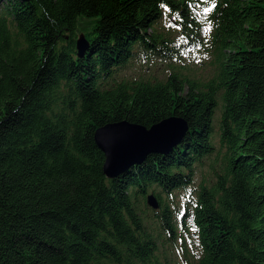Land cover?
<instances>
[{
	"label": "trees",
	"instance_id": "trees-1",
	"mask_svg": "<svg viewBox=\"0 0 264 264\" xmlns=\"http://www.w3.org/2000/svg\"><path fill=\"white\" fill-rule=\"evenodd\" d=\"M198 2L0 0V264H264V0H208L206 25ZM204 33L202 85L182 70ZM171 118L172 153L107 179L98 129Z\"/></svg>",
	"mask_w": 264,
	"mask_h": 264
},
{
	"label": "water",
	"instance_id": "water-1",
	"mask_svg": "<svg viewBox=\"0 0 264 264\" xmlns=\"http://www.w3.org/2000/svg\"><path fill=\"white\" fill-rule=\"evenodd\" d=\"M30 3L33 0H19ZM89 41L81 35L76 41L78 55L83 57L89 48ZM189 131L187 122L171 118L150 129L119 123L106 125L95 133L96 146L105 156L104 174L114 180L127 174L132 167L142 165L150 155H168L178 147ZM148 207L159 208L154 195L148 196Z\"/></svg>",
	"mask_w": 264,
	"mask_h": 264
},
{
	"label": "rangeland",
	"instance_id": "rangeland-1",
	"mask_svg": "<svg viewBox=\"0 0 264 264\" xmlns=\"http://www.w3.org/2000/svg\"><path fill=\"white\" fill-rule=\"evenodd\" d=\"M208 0H199V2L196 4V9L199 12H202L203 14L201 15V17L203 18V23L206 25L208 20H207V13H209V11L207 10V8L205 7L206 2ZM204 5V6H203ZM96 18H87V17H80L78 20V31H79V35L81 34H88L90 29L92 28L94 22H95ZM78 38V37H77ZM76 39V38H75ZM202 40V44L200 49L195 53L194 56H192V58L188 59L185 62L184 65V69L182 70V72L185 74L186 77L192 79V80H196L198 82H200V84L204 85L206 83H208V81H210L214 75H215V67L213 65V53L211 50V39L210 36L208 34H205L202 36L201 38ZM180 66V65H178ZM153 73H155L156 76L158 77H162L167 73V67L165 63L162 62H158L157 64H155L153 66ZM152 73V74H153ZM144 74V70H142L140 67H136L133 70V75L140 76ZM149 76H152L151 74H148ZM213 176L212 174V170L209 166H206L205 168L202 169L201 172H199L198 176H197V183L202 182L203 179L206 180H211V177ZM153 195L152 193L149 194ZM143 200V199H141ZM175 200H183V199H179V196L176 197ZM172 201V200H170ZM141 208L144 210L143 214L147 215L148 217V221H150L151 223H157L155 219V215L153 214V209L150 210H146L144 209V204H140ZM187 218H183V222H186ZM193 246V244L188 243L186 245V248L190 250V248ZM182 257V254H175L174 256H172L173 260L176 263H179L180 258Z\"/></svg>",
	"mask_w": 264,
	"mask_h": 264
},
{
	"label": "bare ground",
	"instance_id": "bare-ground-1",
	"mask_svg": "<svg viewBox=\"0 0 264 264\" xmlns=\"http://www.w3.org/2000/svg\"><path fill=\"white\" fill-rule=\"evenodd\" d=\"M80 37V36H79Z\"/></svg>",
	"mask_w": 264,
	"mask_h": 264
}]
</instances>
